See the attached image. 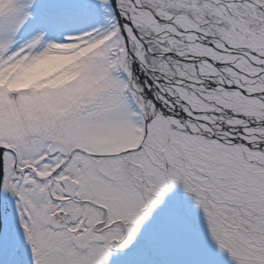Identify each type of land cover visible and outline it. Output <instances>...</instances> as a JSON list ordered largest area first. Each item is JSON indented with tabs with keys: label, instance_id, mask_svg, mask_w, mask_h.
<instances>
[{
	"label": "snow or ice",
	"instance_id": "6c2138e0",
	"mask_svg": "<svg viewBox=\"0 0 264 264\" xmlns=\"http://www.w3.org/2000/svg\"><path fill=\"white\" fill-rule=\"evenodd\" d=\"M0 264H264V0H0Z\"/></svg>",
	"mask_w": 264,
	"mask_h": 264
}]
</instances>
